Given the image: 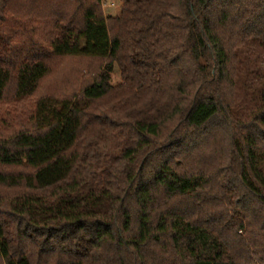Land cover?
<instances>
[{
    "label": "trees",
    "instance_id": "obj_1",
    "mask_svg": "<svg viewBox=\"0 0 264 264\" xmlns=\"http://www.w3.org/2000/svg\"><path fill=\"white\" fill-rule=\"evenodd\" d=\"M101 2L0 0V264H264V0Z\"/></svg>",
    "mask_w": 264,
    "mask_h": 264
},
{
    "label": "rangeland",
    "instance_id": "obj_2",
    "mask_svg": "<svg viewBox=\"0 0 264 264\" xmlns=\"http://www.w3.org/2000/svg\"><path fill=\"white\" fill-rule=\"evenodd\" d=\"M102 12L105 17L112 16L115 17L118 15L120 2L119 0H102L101 2ZM94 70L95 65L86 60H67L59 65V68L56 72L57 75L54 76L55 80H58L62 75L70 76L71 73H80L78 82L80 83L83 80V74L89 70ZM54 80V81H55ZM120 82V75L116 68H114L111 76V84L117 85ZM2 114V113H0Z\"/></svg>",
    "mask_w": 264,
    "mask_h": 264
}]
</instances>
